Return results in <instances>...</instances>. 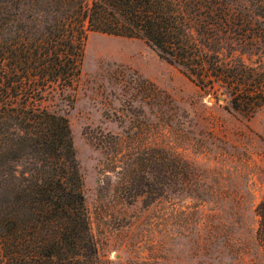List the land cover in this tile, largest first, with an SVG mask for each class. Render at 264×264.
<instances>
[{"label":"trees","instance_id":"16d2710c","mask_svg":"<svg viewBox=\"0 0 264 264\" xmlns=\"http://www.w3.org/2000/svg\"><path fill=\"white\" fill-rule=\"evenodd\" d=\"M89 31L144 39L247 116L264 104V0H0V264H100L69 121L49 104L75 88ZM158 156L152 199L190 167ZM255 212L264 248V200Z\"/></svg>","mask_w":264,"mask_h":264},{"label":"rangeland","instance_id":"374dc122","mask_svg":"<svg viewBox=\"0 0 264 264\" xmlns=\"http://www.w3.org/2000/svg\"><path fill=\"white\" fill-rule=\"evenodd\" d=\"M66 112L100 264H262L264 104L205 95L142 38L89 31ZM189 163L154 199L159 153Z\"/></svg>","mask_w":264,"mask_h":264}]
</instances>
